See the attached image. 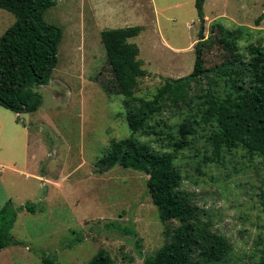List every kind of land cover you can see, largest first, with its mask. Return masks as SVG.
Instances as JSON below:
<instances>
[{
    "label": "rangeland",
    "instance_id": "374dc122",
    "mask_svg": "<svg viewBox=\"0 0 264 264\" xmlns=\"http://www.w3.org/2000/svg\"><path fill=\"white\" fill-rule=\"evenodd\" d=\"M92 2L56 0L44 11L45 21L59 26L62 38L50 80L33 86L42 96L41 107L23 112L19 123L0 105V208L6 203L36 206L35 212H18L11 234L22 244L2 249L0 264H44L43 252L55 254V264H85L102 248L116 264H145L148 254L181 241L188 259L165 264H264V156L252 151L264 131L249 128L253 116L248 118L234 100L222 124L242 140L216 149L219 135L201 121L194 123L188 144L172 145L180 123L200 119V96L226 66L233 71L230 77L249 79L246 64L258 50L264 53V19L257 21L264 0H205V21L195 0H121L117 11L115 2H105L111 20L97 17ZM179 2H184L179 8L172 6ZM155 4L165 7L158 15ZM15 20L0 8V37ZM138 24L147 32L129 41L141 48L138 57L146 73L138 77L131 106L141 116L154 114L146 127L133 132L126 97L113 87L101 32ZM212 24L242 32L238 56L224 47ZM152 26L158 31L153 40ZM200 30L212 42L205 52L207 73L188 78L196 57L191 42L198 41ZM166 77L188 78L178 92L191 96L190 104L181 103L178 94L174 100L155 98ZM133 138L137 145L129 149L130 161L118 158L119 144ZM165 152L173 154L177 189L191 204L189 218L176 215L177 201L163 200L168 187L145 169L154 167L147 157ZM139 156L145 168L129 163ZM80 235L82 241L68 246ZM216 240L223 248H213Z\"/></svg>",
    "mask_w": 264,
    "mask_h": 264
},
{
    "label": "trees",
    "instance_id": "16d2710c",
    "mask_svg": "<svg viewBox=\"0 0 264 264\" xmlns=\"http://www.w3.org/2000/svg\"><path fill=\"white\" fill-rule=\"evenodd\" d=\"M54 4H56V0H0V8L7 9L16 16L15 22L0 37V105L13 112H34L42 105V96L34 91L33 86L47 84L50 80L52 70L58 62V45L62 38L61 28L44 19L45 9ZM204 4L205 0H195V7L200 19L205 17ZM262 19H264V12L257 21ZM216 29H218V39L224 44V47H227L232 56H238L240 50L238 41L242 32L236 33L223 24H212L211 31L215 32ZM141 30L140 26H126L110 28L102 32L107 63L114 75L113 87L126 97L127 120L129 128L133 132H138L146 127L148 118L154 114V112H148L141 116L142 114L134 112V108L131 106L133 100L136 99L134 93L138 87V77L146 73V69L143 68V62L138 57L139 45L129 39L139 35ZM198 37V41L194 45L196 57L193 71L188 78L203 76L207 73L205 52L212 42L209 37L205 38L203 30H200ZM222 65L223 63L218 68ZM246 65L250 69L249 79L244 75L238 78L230 77L233 71L229 69V66H226L223 73L209 82L210 85L200 96L202 102L197 104L200 119H185L179 124V137L172 142L174 148L182 147L185 143L188 144L190 135H194V123L201 121L209 123L215 130L214 132L219 135L221 141L218 146L216 145V149L227 145L231 146L238 140H242L243 136H239L222 124L223 118H225L223 114L229 107V103L234 100L238 101L239 109L249 113L248 118L253 116V120L248 124L249 128L260 126L264 131V53L258 50ZM188 78L166 77L155 98L157 100L171 98L174 100L175 94H178L180 95L178 98H182L179 100L181 103L190 104L191 96H187L184 92H178ZM103 86L108 88L107 84H103ZM140 101L143 102L142 104H148L144 103L143 99ZM17 121H21L19 116ZM133 140L126 139L119 144L118 158L130 161L129 149L137 145ZM253 145L258 148L252 151L264 156V136ZM140 160L139 156L135 161L129 163L134 167L145 168L139 164ZM146 162L154 167L151 170L145 169L152 172L154 179L168 187L163 200L167 202V198L175 199L177 201L176 215L183 219L191 217V204L184 196L183 191L177 189L180 180L178 171L171 167L173 154L165 152L159 154L157 158L147 157ZM23 209L35 212L36 206L34 203H25L15 208L10 203H6L0 208V251L10 244H22L20 240L13 237L11 229L17 219L18 212ZM164 213L167 215L166 210ZM126 228L129 232L136 234L132 227L127 226ZM72 239L68 246L82 241L83 236L80 235ZM183 243L181 241L178 244H167L155 254H148L145 257V264H165L179 257L186 261L188 256L183 252ZM213 248L216 250L223 248V243L216 240L213 243ZM42 259L44 264H55L57 256L43 252ZM262 261L264 263V248ZM85 264L116 263L110 252L102 248ZM196 264L201 263L198 261Z\"/></svg>",
    "mask_w": 264,
    "mask_h": 264
},
{
    "label": "crops",
    "instance_id": "0c3cea01",
    "mask_svg": "<svg viewBox=\"0 0 264 264\" xmlns=\"http://www.w3.org/2000/svg\"><path fill=\"white\" fill-rule=\"evenodd\" d=\"M95 1V4L93 3V5H92V9H93V11L94 10H96V12L98 13V15H97V17H106V18H108V20H111L109 17L111 16V14H112V12H111V10H109L108 9V7H107V5L105 6V2L106 3H112V2H115V5H114V7H112L114 10H119L120 9V6L118 5V2L117 1H120L121 2V0H94ZM185 2V1H184ZM184 2H179V3H176V4H174V5H172V6H174V7H176V8H179L180 6H182L183 5V3ZM150 3H151V0H150ZM102 5H104L103 7H102ZM115 6H118L117 7V9H115ZM128 6V5H127ZM97 7V8H96ZM165 7H163V6H160V5H158V4H155V11H156V14L158 15V13H159V11L160 10H162V9H164ZM205 11V10H204ZM108 14H110V15H108ZM99 17V18H100ZM205 18H209L208 16H207V14L205 13ZM156 20H158V18L156 19ZM155 21V20H154ZM153 21V22H154ZM145 24H146V22H145ZM157 24H160V23H158L157 22ZM132 26H140V27H142V30L140 31V33H142L143 31V33H146L147 32V30L145 31V28H146V26L145 25H141V24H138V25H132ZM153 27V31H154V34H153V36H152V38H151V40H153L154 38H157V34H158V31H156V29H155V27L154 26H152ZM117 28V27H116ZM107 29H110V28H107ZM104 30H106V29H104ZM103 30V31H104ZM102 31V32H103ZM102 32H101V39H102ZM139 33V34H140ZM148 41V43L149 44H151V41L148 39L147 40ZM196 41H197V39H194L192 42H191V45L192 46H194L195 45V43H196ZM102 42H103V40H102ZM164 42L167 44V46L169 47V48H173V49H178V48H175V47H173L172 45H171V43L168 41V40H164ZM104 44V43H103ZM166 46V47H167ZM104 47H105V45H104ZM140 48V47H139ZM106 49V48H105ZM140 50H141V48H140ZM169 53L170 54H172V53H174V51L173 50H169ZM11 113H14V114H16V121H17V117L19 116H21L22 115V113H16V112H11ZM12 121V120H11ZM18 122V121H17ZM19 123H21V121L19 122ZM24 124V123H23ZM24 127H26V124H24Z\"/></svg>",
    "mask_w": 264,
    "mask_h": 264
},
{
    "label": "water",
    "instance_id": "95a60500",
    "mask_svg": "<svg viewBox=\"0 0 264 264\" xmlns=\"http://www.w3.org/2000/svg\"><path fill=\"white\" fill-rule=\"evenodd\" d=\"M203 21H205V19H203Z\"/></svg>",
    "mask_w": 264,
    "mask_h": 264
}]
</instances>
